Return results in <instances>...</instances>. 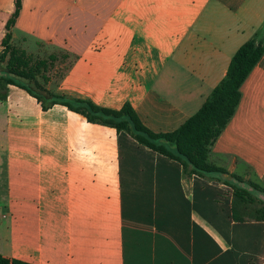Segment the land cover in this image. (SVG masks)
Wrapping results in <instances>:
<instances>
[{
  "label": "crops",
  "instance_id": "0c3cea01",
  "mask_svg": "<svg viewBox=\"0 0 264 264\" xmlns=\"http://www.w3.org/2000/svg\"><path fill=\"white\" fill-rule=\"evenodd\" d=\"M14 9L0 0V52ZM258 32L264 0H23L12 45L49 62L39 81L53 94L112 110L129 103L152 132L170 133ZM240 91L208 163L264 188V55ZM0 255L25 264H264V221L234 212L230 187L186 175L65 106L44 111L8 85Z\"/></svg>",
  "mask_w": 264,
  "mask_h": 264
},
{
  "label": "trees",
  "instance_id": "16d2710c",
  "mask_svg": "<svg viewBox=\"0 0 264 264\" xmlns=\"http://www.w3.org/2000/svg\"><path fill=\"white\" fill-rule=\"evenodd\" d=\"M23 0H15V9L5 26L0 52V100H6L8 85L27 91L44 111L62 105L93 124L126 132L140 145L179 162L186 175L220 182L233 191L234 212L242 210L264 221V188L227 170L208 163L211 148L233 118L241 100V87L264 55V34L258 32L233 56L224 79L215 87L200 110L179 129L154 133L140 120L131 104L120 110L101 107L91 100L59 96L48 91L44 74L49 62L34 59L12 45L13 30L20 18ZM54 58H50L54 62ZM236 218L239 216L236 214ZM0 264H25L0 255Z\"/></svg>",
  "mask_w": 264,
  "mask_h": 264
},
{
  "label": "rangeland",
  "instance_id": "374dc122",
  "mask_svg": "<svg viewBox=\"0 0 264 264\" xmlns=\"http://www.w3.org/2000/svg\"><path fill=\"white\" fill-rule=\"evenodd\" d=\"M32 52H34V50H32ZM35 53H38V52H35ZM58 68L59 66L57 65L54 68H52L50 71L54 76H56V78H58L59 75H61L63 72L62 68L61 69H58Z\"/></svg>",
  "mask_w": 264,
  "mask_h": 264
}]
</instances>
